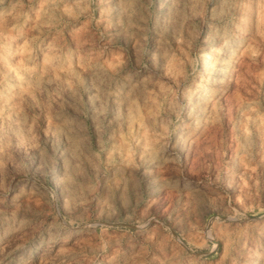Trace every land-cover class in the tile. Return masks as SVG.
Masks as SVG:
<instances>
[{
    "label": "rangeland",
    "instance_id": "1",
    "mask_svg": "<svg viewBox=\"0 0 264 264\" xmlns=\"http://www.w3.org/2000/svg\"><path fill=\"white\" fill-rule=\"evenodd\" d=\"M0 264H264V0H0Z\"/></svg>",
    "mask_w": 264,
    "mask_h": 264
},
{
    "label": "bare ground",
    "instance_id": "2",
    "mask_svg": "<svg viewBox=\"0 0 264 264\" xmlns=\"http://www.w3.org/2000/svg\"><path fill=\"white\" fill-rule=\"evenodd\" d=\"M212 48L210 49V52L208 54H206V57L204 58V62H207L209 61L211 58H212ZM214 89L213 85H209L207 88H206V91H212ZM171 152V151H170Z\"/></svg>",
    "mask_w": 264,
    "mask_h": 264
}]
</instances>
